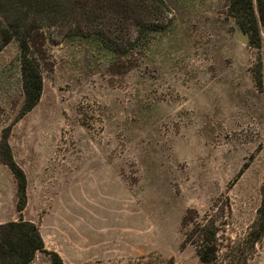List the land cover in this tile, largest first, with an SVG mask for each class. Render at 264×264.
I'll use <instances>...</instances> for the list:
<instances>
[{
    "label": "rangeland",
    "instance_id": "obj_1",
    "mask_svg": "<svg viewBox=\"0 0 264 264\" xmlns=\"http://www.w3.org/2000/svg\"><path fill=\"white\" fill-rule=\"evenodd\" d=\"M164 2L160 29L124 54L74 21L42 27V94L25 114L19 43L0 50V138L27 179L19 214L0 162V223L34 222L65 264H264V241L250 247L264 207V22L244 44L227 0ZM186 213L214 224L211 263L185 242Z\"/></svg>",
    "mask_w": 264,
    "mask_h": 264
},
{
    "label": "trees",
    "instance_id": "obj_2",
    "mask_svg": "<svg viewBox=\"0 0 264 264\" xmlns=\"http://www.w3.org/2000/svg\"><path fill=\"white\" fill-rule=\"evenodd\" d=\"M227 1L229 14L250 33L249 43L259 44L264 0H255L256 6L254 0ZM142 9L152 14L153 20L140 18ZM168 12L164 0H0V50L12 39H16L20 47L24 94L20 113L30 111L42 94V71L33 52L42 27L63 26L73 21L79 29L91 27L102 43L118 51L119 55L134 50L145 40L147 33L160 29ZM258 82L261 84L260 79ZM7 138L6 129L0 138V162L9 168L16 181V210L20 214L27 203V179L13 158ZM253 226L254 230L250 232L252 249L264 234L263 206L258 208ZM182 227L185 242L194 244L202 262L211 263L218 251L214 224L204 223L186 213ZM38 251L49 256L50 264H65L57 251L45 247L34 222L20 217L0 223V264H29Z\"/></svg>",
    "mask_w": 264,
    "mask_h": 264
},
{
    "label": "water",
    "instance_id": "obj_3",
    "mask_svg": "<svg viewBox=\"0 0 264 264\" xmlns=\"http://www.w3.org/2000/svg\"><path fill=\"white\" fill-rule=\"evenodd\" d=\"M236 38L244 44H247L249 42L248 32L244 31L241 28L236 32Z\"/></svg>",
    "mask_w": 264,
    "mask_h": 264
},
{
    "label": "crops",
    "instance_id": "obj_4",
    "mask_svg": "<svg viewBox=\"0 0 264 264\" xmlns=\"http://www.w3.org/2000/svg\"><path fill=\"white\" fill-rule=\"evenodd\" d=\"M262 240L264 241V234H263V236H262V238L260 239V241H259V242H261Z\"/></svg>",
    "mask_w": 264,
    "mask_h": 264
}]
</instances>
